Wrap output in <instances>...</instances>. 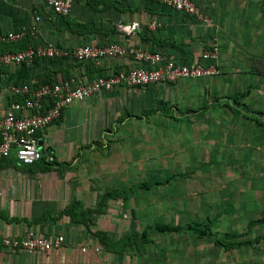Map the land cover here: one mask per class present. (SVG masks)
<instances>
[{"label": "crops", "instance_id": "0c3cea01", "mask_svg": "<svg viewBox=\"0 0 264 264\" xmlns=\"http://www.w3.org/2000/svg\"><path fill=\"white\" fill-rule=\"evenodd\" d=\"M192 1L210 19L208 23L153 0H72L65 16L54 13L45 0H0V53L44 42L63 48L117 42L187 63L198 58L212 39L218 43L216 74L99 90L71 102L38 130L44 152L40 160L24 165L13 155L0 158V264H177V255L170 250L177 247L178 232L212 236H197L187 227L197 224L212 231L209 223L146 222V215L166 206L145 202L140 191L136 195L126 190L129 185L113 184H129V175L115 180L98 175L97 163L93 169L94 160L105 159L106 140L120 131L124 120L143 117L161 103L175 104L184 112L199 104L207 106L211 96L226 90L230 74L254 61L264 62V0ZM132 22L139 27L127 36L118 26ZM19 30L25 31L21 39H3ZM136 65L140 62L128 55L105 56L98 62L35 58L29 64L1 65L0 116L11 100L21 98L12 93L13 84L67 77L88 81ZM162 224L178 229L160 231L156 226ZM30 229L49 236L62 234L64 242L58 248L32 252L3 244L4 236L21 237ZM166 238H173V244Z\"/></svg>", "mask_w": 264, "mask_h": 264}, {"label": "rangeland", "instance_id": "374dc122", "mask_svg": "<svg viewBox=\"0 0 264 264\" xmlns=\"http://www.w3.org/2000/svg\"><path fill=\"white\" fill-rule=\"evenodd\" d=\"M227 82L207 106L184 112L161 103L143 117L124 120L106 140L105 159L94 160L98 175H129V184H113L129 185L126 190L140 191L145 202L166 206L146 215V222L209 223L211 237L178 232L177 247L170 250L177 264H264V239L234 249L214 240L223 234L264 236V223L248 226L264 216L263 60L230 74Z\"/></svg>", "mask_w": 264, "mask_h": 264}, {"label": "built area", "instance_id": "2783aa9c", "mask_svg": "<svg viewBox=\"0 0 264 264\" xmlns=\"http://www.w3.org/2000/svg\"><path fill=\"white\" fill-rule=\"evenodd\" d=\"M56 14L65 16L70 12L72 0H45ZM162 2L198 20L209 22L192 0H153ZM39 17L36 16V19ZM127 36L139 27L137 22L118 26ZM24 30L8 32L4 40H19ZM131 56L140 65L101 75L88 81L80 78H62L50 82L35 79L11 85L12 93L20 95L19 100H11L7 110L0 116V158L11 155L20 164H32L44 156L37 132L58 118L62 110L71 102L80 100L99 90L108 91L118 85L143 86L157 82H174L179 78H199L218 72L216 60L218 43L212 39L208 48L191 62H177L172 55L148 51L139 47L124 46L117 42L104 45L83 44L73 48H63L52 43L28 44L24 48L0 53V66L7 64H29L35 58H70L75 61L98 62L105 56ZM206 59L210 63H205ZM46 158L52 160V156ZM3 244L10 249L28 252L47 251L58 248L64 242L62 234L53 236L38 234L28 230L21 237L4 236ZM84 249V248H82Z\"/></svg>", "mask_w": 264, "mask_h": 264}, {"label": "trees", "instance_id": "16d2710c", "mask_svg": "<svg viewBox=\"0 0 264 264\" xmlns=\"http://www.w3.org/2000/svg\"><path fill=\"white\" fill-rule=\"evenodd\" d=\"M264 222V216L251 220L249 225L252 223H263ZM190 230L193 231V233H195L197 236H202V235H212V232L210 230H207L206 226H197V224L192 225V224H188L187 226ZM156 228L160 231H175L178 229L177 226H169L166 224H162V225H158L156 226ZM261 238V236H256L254 238H250V239H241L239 238L238 234H231V235H226L223 234L222 237H217L214 238L215 243L222 246L225 249H233V248H238L242 245H248L251 244L253 241H257Z\"/></svg>", "mask_w": 264, "mask_h": 264}, {"label": "water", "instance_id": "95a60500", "mask_svg": "<svg viewBox=\"0 0 264 264\" xmlns=\"http://www.w3.org/2000/svg\"><path fill=\"white\" fill-rule=\"evenodd\" d=\"M40 143V142H39Z\"/></svg>", "mask_w": 264, "mask_h": 264}]
</instances>
